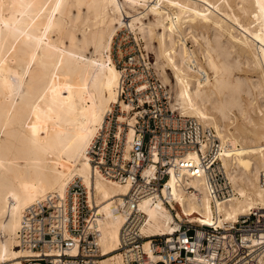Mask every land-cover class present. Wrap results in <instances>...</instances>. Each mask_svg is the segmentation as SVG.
Returning <instances> with one entry per match:
<instances>
[{"label": "bare ground", "instance_id": "obj_1", "mask_svg": "<svg viewBox=\"0 0 264 264\" xmlns=\"http://www.w3.org/2000/svg\"><path fill=\"white\" fill-rule=\"evenodd\" d=\"M123 27L152 48L164 77L170 71L177 110L228 146L221 160L234 198L213 208L203 189L176 192L183 213L210 222L216 212L222 223L264 208V0H0V264L29 256L17 241L24 209L48 192L64 196L76 178L99 223L103 263L121 264L124 218L114 207L128 186L94 171L86 152L114 104L132 123L111 57ZM141 207L145 232L170 230L163 206Z\"/></svg>", "mask_w": 264, "mask_h": 264}, {"label": "built area", "instance_id": "obj_2", "mask_svg": "<svg viewBox=\"0 0 264 264\" xmlns=\"http://www.w3.org/2000/svg\"><path fill=\"white\" fill-rule=\"evenodd\" d=\"M123 39L117 40L111 57L120 70L118 98L129 107L124 115L132 123L118 120L122 109L114 104L86 152L94 171L128 186L114 207L124 218L116 250L121 264H258L264 208L222 223L216 212L210 222L183 213L176 192L196 198L203 189L213 208L234 198L235 187L221 160L228 146L213 127L172 108L169 86L149 54L137 42L136 47L125 46ZM259 183L264 184L263 170ZM145 199L170 213V230L145 232ZM100 235L86 189L76 178L64 196L48 192L24 209L17 241L29 251L23 264H104Z\"/></svg>", "mask_w": 264, "mask_h": 264}, {"label": "rangeland", "instance_id": "obj_3", "mask_svg": "<svg viewBox=\"0 0 264 264\" xmlns=\"http://www.w3.org/2000/svg\"><path fill=\"white\" fill-rule=\"evenodd\" d=\"M120 37L124 38L123 39L124 41H122V43H126L125 46H128L129 47L130 45H134L136 47L135 42H137L138 45H139V47H140V49L142 51H144V52H146V53L149 54V60L151 61V63L154 66V68L157 70V72H158L159 76L161 77L163 83L166 86H169V89L171 91L170 104L173 107V109H176L177 110L178 106H176L175 99H174L175 98V92H176V90L174 88V84H173L172 78L170 76V71H167V69H166L165 72H166L167 75H166V77H164V74H163L162 70L157 66L158 63H159V61L156 60L157 58H156V55L154 54L152 48L149 45L144 44V42H142V41H137V40H142V39H140L139 35H137V38L138 39L135 38L134 35H133V33L130 32V30H127L124 27H123V29L119 30L117 32V35L114 37V41L112 43V48H111V53L113 55L115 54L117 40ZM185 44H186V47L189 48L190 50H197L198 49V47L194 43H192L190 40H186V43ZM153 46H156V44H153ZM197 58H198L199 61H201V57L198 54H197ZM156 63H157V65H156ZM115 66L118 68L117 65H115ZM247 75L250 76V77H252V78H256L257 73H255V72H248ZM165 78H168V81H166ZM118 115H121V114H118ZM184 116H186V115H184ZM157 264H163V263H157Z\"/></svg>", "mask_w": 264, "mask_h": 264}]
</instances>
